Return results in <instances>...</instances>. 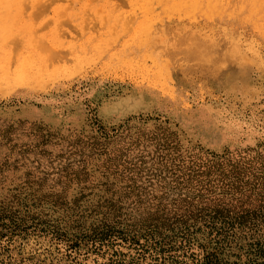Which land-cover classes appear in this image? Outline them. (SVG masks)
<instances>
[{"label": "rangeland", "instance_id": "1", "mask_svg": "<svg viewBox=\"0 0 264 264\" xmlns=\"http://www.w3.org/2000/svg\"><path fill=\"white\" fill-rule=\"evenodd\" d=\"M0 264H264V0H0Z\"/></svg>", "mask_w": 264, "mask_h": 264}, {"label": "bare ground", "instance_id": "2", "mask_svg": "<svg viewBox=\"0 0 264 264\" xmlns=\"http://www.w3.org/2000/svg\"><path fill=\"white\" fill-rule=\"evenodd\" d=\"M226 44H228V43H226ZM230 45V44H229ZM228 46V45H227ZM235 47H236V45H235ZM222 48V47H221ZM227 48H229V47H227ZM236 48H238V47H236ZM216 51V50H215ZM221 51V50H220ZM211 52V51H210ZM207 53V52H206ZM218 53V52H217ZM216 53V54H217ZM222 58V57H221ZM211 62V61H210ZM222 63V62H221ZM227 63V62H226ZM205 64V63H204ZM214 64V63H213ZM200 65V64H199ZM203 65V64H202ZM223 65V64H222ZM232 66H233V64H232ZM209 67V66H208ZM236 67H238V66H236ZM240 67V66H239ZM203 68V67H202ZM241 68V67H240ZM210 70V69H209ZM225 70V69H224ZM211 71V70H210ZM212 72V71H211ZM215 73V72H214ZM217 73V72H216ZM235 84V83H234Z\"/></svg>", "mask_w": 264, "mask_h": 264}]
</instances>
